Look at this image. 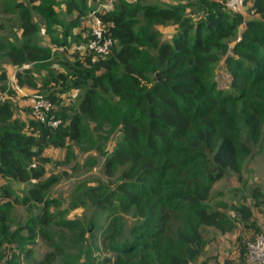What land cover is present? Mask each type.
Returning <instances> with one entry per match:
<instances>
[{"label": "trees", "instance_id": "obj_1", "mask_svg": "<svg viewBox=\"0 0 264 264\" xmlns=\"http://www.w3.org/2000/svg\"><path fill=\"white\" fill-rule=\"evenodd\" d=\"M93 1L99 7L106 0ZM155 1L163 0H114L112 8L98 11L88 0H65L68 12L76 13L75 23L88 21L95 12L116 42L106 58L77 54L75 61H63L66 73L45 78L44 83L60 85L61 92L85 89L76 108L56 94L50 96V115L60 120L56 127L34 118L20 122L12 102H0V264H22L6 255V249L14 242L28 243L29 237L42 235L55 249L61 246L49 231L54 217L50 202L44 200L52 183L44 178V165L51 161L46 150L87 138L88 120L108 123L112 115L107 95L117 100L121 136L104 153L103 171L118 176V182L115 187L93 186L89 201L96 208L138 219L128 233L122 226L108 233L114 253L108 263L155 264L159 258L164 264H190L205 246L206 228L225 234L239 223L255 235L264 228L255 219V210L264 214V193L258 186L251 188L249 205L212 204L215 184L230 172L240 173L242 158L253 151L250 142L264 144V0H254L255 15L250 18L232 13L225 2H213L194 23L185 16L183 3ZM0 4L1 14L18 16L21 30L17 38L10 26L8 32L0 28V64L17 68L19 87L34 86L31 77L40 70L38 63L51 59V49L39 43L43 25L35 16L47 18L50 25L53 0ZM170 23L178 31L171 41H162L156 26ZM77 38V45L85 42L83 36ZM223 61L230 76L228 89L215 81V64ZM7 79L6 70H0V82ZM32 181L29 196L19 199L12 183ZM31 200L46 205L25 227L13 231L16 205ZM239 242V255L226 256L221 264H247L248 241ZM62 253L49 252L37 264H54Z\"/></svg>", "mask_w": 264, "mask_h": 264}, {"label": "rangeland", "instance_id": "obj_2", "mask_svg": "<svg viewBox=\"0 0 264 264\" xmlns=\"http://www.w3.org/2000/svg\"><path fill=\"white\" fill-rule=\"evenodd\" d=\"M155 2H159L161 5L183 3L186 5L185 16L194 23L201 16H205L209 4L225 2V0H163ZM97 4L93 0H88L90 8L98 7ZM53 10L55 16L50 25H46L47 18L35 16V19H38L37 21L43 25L40 27L39 43L51 49V59L38 63L40 70L31 77L34 86L20 87L22 91L20 92L15 87L16 78L11 79L8 73L9 78L6 82L3 83L2 80L0 82V85L5 84L6 86L5 91L0 89V102L6 99L10 100L14 116L20 122H27L33 118L32 105L35 96L49 99L50 96L56 94L64 101L65 105H72L76 108L85 92V89L77 88H68L61 92L62 87L57 83L52 81L44 83L45 78L50 80L58 73H66L63 61L78 59L77 54H80V51L74 48L77 44L73 41L75 37H78L77 40L81 39L79 35L82 36L87 30L83 29L84 26L88 28L87 21L75 23L76 13L68 12L65 0H53ZM246 16L252 17L249 14ZM0 24H2L1 30L5 29L4 32H8L9 26L15 29L12 35L16 34V37L19 38L18 34H21V30L16 14L0 13ZM156 28L161 34L162 41H171L172 36L178 31V27L173 23L157 25ZM12 35L10 36L12 37ZM65 40L67 43L63 46L62 42ZM2 64H0V70H7ZM223 64L224 61L215 64V81L218 82L220 88L228 89L230 76ZM105 99L112 120L108 119V123L88 120L86 121L89 134L87 138L71 142L67 148L46 150L51 161L44 165L47 170L44 178H51L52 183L44 192V200L50 202V211L54 217L53 226L49 231L54 233L57 243L62 248L60 246L55 249L54 243L52 246L42 235H38L35 238L29 237L28 243L25 244L16 242L9 244L6 255L15 256L22 264H37L44 259L47 253L60 251L63 252V256L60 255L54 264H66L71 260L74 264L81 262L84 264H110L108 259L112 258L114 253L108 245V233L120 226H122L123 233H128L130 228L138 223V219L132 214L113 213L96 208L89 201V192L93 186L110 183L115 187L118 182V176L111 178L106 176L103 171L104 153L110 152L121 136L116 120L117 100L112 99L109 95ZM250 145L253 151L251 155L242 158L240 173L230 172L215 184L212 204L225 201L229 205H249L252 202L250 196L253 186H258L264 193V144L250 142ZM35 182L26 184L13 182L12 185L18 198L22 199L24 195L29 196L28 190L34 186ZM2 183L3 180H0V184ZM45 205L35 200H31L27 205L17 204L12 214V230L17 231L20 230V226L25 227L31 218L42 212ZM254 212L257 224L263 227L264 214L259 210ZM203 232L205 246L197 259L190 264H217V260L221 264L226 256L232 259L236 258L239 255L238 248L241 246L239 239L249 241L248 239L251 240L256 234L253 230L248 231L239 223L231 232L225 234L214 228H206ZM260 233H264V228ZM20 234L25 236L27 231L21 230ZM155 264L164 263L161 259L156 258Z\"/></svg>", "mask_w": 264, "mask_h": 264}, {"label": "built area", "instance_id": "obj_3", "mask_svg": "<svg viewBox=\"0 0 264 264\" xmlns=\"http://www.w3.org/2000/svg\"><path fill=\"white\" fill-rule=\"evenodd\" d=\"M114 0H106L99 7L98 11L107 10L113 7ZM254 0H225V5L229 11L235 14H241L244 17L249 14L254 16L253 10ZM88 28L82 35L85 42L74 48L80 51V54L91 53L95 57L106 58L112 51L115 40L104 23L95 12L90 15L87 21ZM52 102L42 96H35L32 105L33 118L41 122H47L48 125L56 127L60 120H54L50 113L52 111ZM51 116V117H50ZM246 260L247 264H264V233H259L248 241L246 244Z\"/></svg>", "mask_w": 264, "mask_h": 264}, {"label": "crops", "instance_id": "obj_4", "mask_svg": "<svg viewBox=\"0 0 264 264\" xmlns=\"http://www.w3.org/2000/svg\"><path fill=\"white\" fill-rule=\"evenodd\" d=\"M0 6H4V4H0ZM1 11V10H0ZM8 40H14L13 38H7ZM2 66L5 68V69H7L6 71H8L7 73L9 74V76H10V78L11 79H15L16 78V71H17V68L16 67H14V66H12V65H10V64H8V63H3L2 64ZM7 74V75H8ZM9 76H8V78H9ZM15 87L18 89V91H20V92H22L21 90H20V87H18V85L17 84H15Z\"/></svg>", "mask_w": 264, "mask_h": 264}, {"label": "water", "instance_id": "obj_5", "mask_svg": "<svg viewBox=\"0 0 264 264\" xmlns=\"http://www.w3.org/2000/svg\"><path fill=\"white\" fill-rule=\"evenodd\" d=\"M242 32H243V28L241 27V28L239 29V33H238L239 37H241ZM232 48H233V46H230V48H229V53L232 51Z\"/></svg>", "mask_w": 264, "mask_h": 264}]
</instances>
